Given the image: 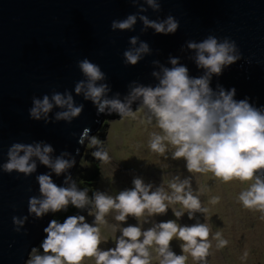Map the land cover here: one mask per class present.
Masks as SVG:
<instances>
[{
    "label": "clouds",
    "instance_id": "9594fccd",
    "mask_svg": "<svg viewBox=\"0 0 264 264\" xmlns=\"http://www.w3.org/2000/svg\"><path fill=\"white\" fill-rule=\"evenodd\" d=\"M131 2L135 4L137 0ZM146 3L154 10L160 9L156 0H146ZM139 19L145 28L151 27L156 33L165 35L174 34L179 27V21L172 15L163 21L149 20L143 15ZM136 20L137 14H129L122 20H113L110 27L113 31L130 30ZM137 39L138 37H131L130 43L136 44ZM187 47L195 50V64L198 69L204 70V74L199 77L189 76L188 68L179 64V58L170 57L169 63L172 67L161 66L162 75L152 73L158 79L155 86L137 84L131 88L125 101L121 102L116 98H105V93L109 91L108 85H97L96 81L104 80L106 74L99 65L84 58L77 62V66L87 77V81L77 82L74 90L80 94L86 88L84 98L92 101L97 114H102L101 122L107 112L109 117L116 113L120 117L133 115L131 104L139 98V108L147 110V122L151 124L155 121L160 130L151 133L148 147L152 152L165 156L171 146L174 149L170 153L172 159L182 158L188 173L211 172L225 183L233 179L241 182L253 181L247 189L239 193L238 200L245 209L264 213V106H254L248 97L234 99V87L225 90L217 85L218 92L210 87L212 76L222 75L224 68L241 59V53L235 41L227 37L218 39L213 35L200 42L188 41ZM149 51L148 44L141 42L138 48L123 53L124 62L134 66L141 59V54ZM53 104L61 108L66 106L67 110L58 112L56 119L68 122L73 117H78L84 107L83 104L74 106L73 97L67 91L63 95L54 92L51 102L48 95H44L42 99L33 97L32 107L29 109L30 118L39 121L41 114L46 117ZM101 122L97 129L104 127ZM89 131L90 129H85V134ZM80 143H83V138ZM89 147L97 149L92 151L94 158L104 164L111 162L112 158L104 147V142L97 137H91ZM21 151L24 154L18 156ZM51 151L50 145H44L41 151L39 144L33 147L31 144L13 143L7 153L9 160L3 168L8 173L15 170L17 173L28 175L36 168L34 162L29 163L33 155L38 157L42 164L51 167L57 175L72 166L71 162L61 158L51 162L48 156ZM79 159L80 157L75 161L73 173L66 177L67 180L65 178L62 187L54 184L49 175L37 176L39 190L44 199L29 197L28 213L35 214L36 218L47 213L44 235L38 243L41 244L43 255L37 254V249L33 247L24 264H81L86 257L94 258L95 264H151L152 254L149 250L153 247L156 249L159 264H186L188 255L197 264H207L209 249L212 247L209 239L211 229L208 224L177 223L185 213L191 220L195 213L206 214L208 211L202 206L200 197L195 194L197 190L192 188L193 176L183 179L179 175L171 176L167 185L163 182L154 191L151 183L146 185L142 178H134L131 189L123 190L115 197L96 192L94 199L89 201L86 187L76 180L80 178L81 183L89 184L87 170L76 174L82 162ZM72 181L73 185L65 188ZM76 185L82 187L81 191L76 189ZM218 201L219 197H213L210 202L216 204ZM89 203H92L95 209L94 213L89 212L94 215L93 224L87 223L81 215L68 216L70 210L76 211ZM175 205H180V208ZM169 208L177 220L155 223L143 231L140 226L120 227V224L126 223L128 216L137 218L140 223H148V217L166 214ZM61 210L65 213L60 215L59 219L47 221L51 212ZM110 211L117 213L114 219L119 223L112 225V228L114 232L118 230L120 235L114 236L115 247L99 250L102 243L100 225H107L105 216ZM27 219V216L19 219L13 216L12 222L14 226H23ZM63 219L65 220L60 223ZM14 230L19 232L20 228L14 227ZM174 238L182 242L180 255L170 250V242ZM213 238L217 241V249L228 244L219 231ZM244 256L246 257L247 253Z\"/></svg>",
    "mask_w": 264,
    "mask_h": 264
},
{
    "label": "water",
    "instance_id": "95a60500",
    "mask_svg": "<svg viewBox=\"0 0 264 264\" xmlns=\"http://www.w3.org/2000/svg\"><path fill=\"white\" fill-rule=\"evenodd\" d=\"M156 2L159 10L146 0L135 4L131 0H0V264H24L44 235L47 213L40 218L28 213L29 197L44 199L37 176L49 175L58 187L64 186L81 155V138L85 140L101 122L96 106L84 98L86 88L80 94L74 90L77 82L87 81L77 66L79 60L89 59L106 74L104 80L96 81L108 85L105 98L124 102L137 84L155 86L158 79L152 73L162 75L161 66L172 67L170 57L179 58L189 76L203 75L204 70L195 64V50L187 42H200L209 35L227 37L235 41L241 59L224 68L222 75H213L210 87L216 92L217 85L225 90L234 87V99L248 97L254 106H264V0ZM134 13L137 20L132 29H111L113 20ZM141 15L156 21L172 15L179 27L174 34L156 33L145 28ZM133 36L138 37L134 45L130 43ZM141 42L150 51L142 53L136 65H126L123 53L138 48ZM65 91L72 95L74 106L83 104L78 117L70 122L57 120L56 114L67 108L53 104L46 117L41 114L39 121L30 118L33 97L48 95L51 102L54 92L63 95ZM85 129L90 131L85 134ZM13 143L39 144L41 151L50 145L51 162L61 158L72 166L57 175L33 155L29 159L36 165L32 173H8L3 165ZM13 216L28 219L23 226H14Z\"/></svg>",
    "mask_w": 264,
    "mask_h": 264
},
{
    "label": "rangeland",
    "instance_id": "374dc122",
    "mask_svg": "<svg viewBox=\"0 0 264 264\" xmlns=\"http://www.w3.org/2000/svg\"><path fill=\"white\" fill-rule=\"evenodd\" d=\"M140 103V100L132 102L133 115L131 116L120 117L116 113L109 117V113H105L104 120L101 122V124L104 123L103 130H101L102 126L96 128L95 132L87 135L83 140L82 156L79 160L85 161L86 159L87 162L79 165L76 174L78 172L82 174L87 170L89 184L85 189H87L88 200L92 201L96 192L115 197L119 192L131 189L134 178H142L146 185L151 183L154 191L163 182L167 185L171 176L179 175L181 179L193 176L192 188L197 190L195 194L200 197L202 206L208 209L206 214L197 212L190 220L185 213L177 220L169 208L166 214L148 217V223H140L137 218L128 216L126 223L120 224V227L140 226L143 231L151 228L155 223L167 220H177L179 225L206 223L211 229L209 239L212 244L207 264H264V213L245 209L238 200L239 193L247 189L253 181L241 182L233 179L225 183L211 172L188 173L182 158L172 159L170 153L174 149L171 146L165 156L152 152L148 147L151 133L160 130L155 121L151 124L147 122L145 117L147 110L139 108ZM100 115L102 116L101 113ZM108 118L110 119L105 123V119ZM93 136L104 142V147L112 158L109 164H104L92 156V151L97 150L96 147H89ZM86 149L90 154L86 152ZM85 154L87 156L83 158ZM73 182L65 188H69ZM75 187L81 191V186L76 185ZM213 197H219L216 204L210 202ZM175 207L179 209L180 205H175ZM90 211L93 213L95 211L92 203L86 204L84 208H77L76 211L70 210L68 216L81 215L85 217L87 223L93 224L94 215H90ZM116 214L115 211H110L105 216L107 225H100L102 243L99 245V250L115 247L114 236L120 235L118 230L114 232L112 228V225L119 223L114 219ZM49 215L52 220L58 216V212H51ZM217 231L221 232L222 237L228 241L224 248H216L217 241L213 237ZM181 243L174 238L170 242V250L176 255L182 254ZM40 245L38 244L35 248L37 254L43 255ZM149 251L152 254L151 264H159L155 247ZM245 253H247L246 257ZM185 255L188 254L185 253ZM81 264H95V260L86 257ZM186 264H197V262L188 255Z\"/></svg>",
    "mask_w": 264,
    "mask_h": 264
},
{
    "label": "trees",
    "instance_id": "16d2710c",
    "mask_svg": "<svg viewBox=\"0 0 264 264\" xmlns=\"http://www.w3.org/2000/svg\"><path fill=\"white\" fill-rule=\"evenodd\" d=\"M107 120H108V119H105V123H106ZM103 125H104V123H103ZM101 130H103V127L101 128ZM86 152L89 153V152H88V149H86ZM85 156H86V154H85ZM85 160H86V159H85ZM86 162H87V161H86ZM86 162H85V161H82L81 164H83V163L86 164ZM81 164H80V165H81ZM81 180H82V179L78 178V179H77V183H78V182H82ZM84 181H85V180H84ZM80 184H81V186H84V187L87 186V183H80ZM63 213H65L64 210L58 211V216H57L55 219H56V220L59 219V216H60V215H63Z\"/></svg>",
    "mask_w": 264,
    "mask_h": 264
},
{
    "label": "bare ground",
    "instance_id": "6f19581e",
    "mask_svg": "<svg viewBox=\"0 0 264 264\" xmlns=\"http://www.w3.org/2000/svg\"><path fill=\"white\" fill-rule=\"evenodd\" d=\"M49 220H50V217L47 219V221L49 222ZM48 222H47V224H48Z\"/></svg>",
    "mask_w": 264,
    "mask_h": 264
}]
</instances>
